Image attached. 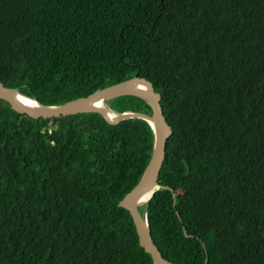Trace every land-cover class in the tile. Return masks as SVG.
I'll return each instance as SVG.
<instances>
[{
  "label": "trees",
  "instance_id": "16d2710c",
  "mask_svg": "<svg viewBox=\"0 0 264 264\" xmlns=\"http://www.w3.org/2000/svg\"><path fill=\"white\" fill-rule=\"evenodd\" d=\"M136 75L172 128L147 206L163 257L264 264V0H0L5 86L54 106ZM154 145L145 119H34L0 99V264H154L119 206Z\"/></svg>",
  "mask_w": 264,
  "mask_h": 264
},
{
  "label": "water",
  "instance_id": "95a60500",
  "mask_svg": "<svg viewBox=\"0 0 264 264\" xmlns=\"http://www.w3.org/2000/svg\"><path fill=\"white\" fill-rule=\"evenodd\" d=\"M136 85H142L144 88H137ZM145 88L148 90H145ZM17 94L24 97L27 102L19 99ZM127 95L139 96L147 101L152 107V115L137 112H126L121 114L105 105L109 100ZM0 99L8 102L12 109L17 113L27 115L28 117L34 119H52L59 118L60 116H69L81 113H98L102 115L110 124H117L122 120L131 118L147 120L155 132L153 156L139 183L120 201L119 206L130 212L136 227L139 243L141 247H143L145 251L151 255L153 263L174 264L165 259L156 246L151 235L147 219V206L149 200L153 194L161 188L159 185V175L162 165L166 159L167 140L172 134V128L167 123L161 107V95L156 92L154 85L151 82L136 75L124 82L97 90L87 97H81L62 105L49 106L43 105L39 101L5 86V84L0 80ZM97 102H101L104 107L101 108L96 106L95 103ZM110 111L118 116L115 121H110L107 118V113ZM156 186H158V189L153 191L151 197L146 200L144 209L141 210L142 206L140 207L138 205L141 197L146 191H149Z\"/></svg>",
  "mask_w": 264,
  "mask_h": 264
},
{
  "label": "bare ground",
  "instance_id": "6f19581e",
  "mask_svg": "<svg viewBox=\"0 0 264 264\" xmlns=\"http://www.w3.org/2000/svg\"><path fill=\"white\" fill-rule=\"evenodd\" d=\"M134 86H135V85H134ZM136 87L141 88L140 85H136ZM17 97H18L19 99H21V100L27 102V100H26L24 97L20 96L19 94H17ZM95 105L98 106V107H101V108L104 107V106H102L103 104H101V102H97V103H95ZM117 117H118V116L115 115V114H114L113 112H111V111L107 113V118H108L110 121H115V120L117 119ZM157 189H158V186H156V187L150 189L149 191H146V192L143 194V196L141 197L140 201L138 202V205H139L140 207L143 206V205L145 204L146 200H147L148 198L151 197V195L153 194V191H154V190H157Z\"/></svg>",
  "mask_w": 264,
  "mask_h": 264
},
{
  "label": "rangeland",
  "instance_id": "374dc122",
  "mask_svg": "<svg viewBox=\"0 0 264 264\" xmlns=\"http://www.w3.org/2000/svg\"><path fill=\"white\" fill-rule=\"evenodd\" d=\"M141 86V88H144V86H142V85H140ZM137 88H139V87H137ZM155 88V87H154ZM145 90H148L147 88H145ZM160 94V93H159ZM128 96V95H127ZM130 96H134V95H130ZM136 97H138V98H140V99H143V98H141V97H139V96H136ZM32 99H34V98H32ZM36 100V99H35ZM144 100V99H143ZM38 101V100H37ZM145 101V100H144ZM105 105H107L108 107H109V105H108V103H106ZM110 108V107H109ZM127 113H133V112H127Z\"/></svg>",
  "mask_w": 264,
  "mask_h": 264
}]
</instances>
